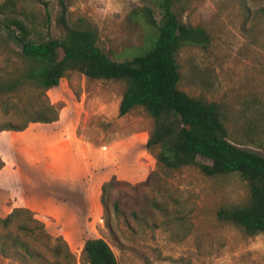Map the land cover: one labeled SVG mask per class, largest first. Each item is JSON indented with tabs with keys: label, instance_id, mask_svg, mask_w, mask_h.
I'll return each mask as SVG.
<instances>
[{
	"label": "rangeland",
	"instance_id": "1",
	"mask_svg": "<svg viewBox=\"0 0 264 264\" xmlns=\"http://www.w3.org/2000/svg\"><path fill=\"white\" fill-rule=\"evenodd\" d=\"M145 5L0 0V82L27 65L10 36L17 33L12 21L26 26L35 42L61 38L65 6L69 27L95 29L97 46L124 61L144 35L127 16ZM174 12L211 39L206 49L179 51L178 88L219 104L228 140L264 156V0H183ZM124 89L122 81L69 71L57 87L25 83L0 94V125L23 129L0 132V243H6L0 264H22L10 256L14 249L23 253L20 245L44 259L27 264H88L84 243L97 238L118 264H264L263 233L247 236L217 218L219 209L247 202V182L237 173L163 167L159 148L146 146L153 119L141 107L119 115Z\"/></svg>",
	"mask_w": 264,
	"mask_h": 264
},
{
	"label": "trees",
	"instance_id": "2",
	"mask_svg": "<svg viewBox=\"0 0 264 264\" xmlns=\"http://www.w3.org/2000/svg\"><path fill=\"white\" fill-rule=\"evenodd\" d=\"M147 1L150 6L136 8L127 16L128 22L143 26L144 35L136 54L124 61L114 60L97 46L95 29L69 27L65 6L58 20L64 28L61 38L35 42L26 26L12 21L17 33L10 36L27 65L18 77L0 82V94L12 93L25 83L45 90L57 87L69 71L92 80L124 82L119 115L141 107L153 119V132L146 146L159 148L157 161L169 170L193 166L206 176L237 173L248 184V200L239 207L219 209L217 218L241 227L247 236L264 234V156L228 140L219 104L190 97L178 88L179 51L185 47L206 49L211 41L208 32L177 17L174 6L183 0ZM39 120L36 122L49 123ZM22 130L11 123L0 125V132ZM198 157L212 164H201ZM20 248L23 253L14 249L10 254L16 261H44L39 253L24 245ZM5 251L6 243H0V252ZM83 253L88 264H118L109 244L100 238L87 240Z\"/></svg>",
	"mask_w": 264,
	"mask_h": 264
}]
</instances>
